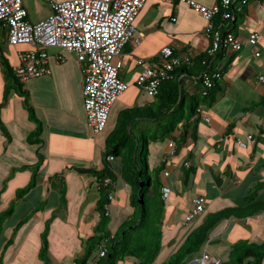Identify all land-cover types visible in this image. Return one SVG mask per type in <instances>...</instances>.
<instances>
[{
	"label": "crops",
	"instance_id": "crops-1",
	"mask_svg": "<svg viewBox=\"0 0 264 264\" xmlns=\"http://www.w3.org/2000/svg\"><path fill=\"white\" fill-rule=\"evenodd\" d=\"M66 1L70 0L23 3L28 20L38 23L53 14V3ZM196 1L213 7L221 0ZM245 10L235 26L226 27L241 38L243 49L235 52L224 48L210 55L213 71L222 74L216 102H202L189 130L180 123L171 137L151 145L150 173L155 177L157 169L162 168L159 182L166 202L163 247L155 264L167 261L210 216L230 209L246 210L248 214L220 221L211 231L204 254L220 263L232 244L264 242V82L260 80L264 76V0H250ZM207 24L200 13L180 0H148L134 24L136 36L123 49L121 78L128 89L115 102L106 129L98 134L87 125L86 64L73 52L47 49L51 73L24 85L43 125L39 141L32 142L38 123L15 90L6 98L10 79L4 59L14 67L19 62V50L34 47L9 45L10 29L0 22V214L15 203L14 213L0 236V264H77L100 221L102 190L100 179L91 170L104 168L109 136L121 127L124 111L145 106L160 108L157 96L148 95L138 84L140 75L160 58L164 48H172L180 59L179 71L175 85L163 88V93L178 89L180 100L185 95L189 110L204 73L197 61L209 55L213 45L205 33ZM253 33L260 36L256 45L248 41ZM140 60L145 64L141 65ZM128 131H132V125ZM184 133L185 141L181 139ZM170 143H174V155ZM112 165L117 178L111 184L112 199L106 209L115 233L133 216L135 208L122 176V158L116 157ZM34 177L36 185L18 199L19 191ZM165 188L170 189L167 197ZM156 190L155 183L150 193ZM116 193L122 196L118 202ZM197 196L206 198L205 211L186 222ZM255 208L258 210L253 211ZM46 238L49 260L42 258L41 252Z\"/></svg>",
	"mask_w": 264,
	"mask_h": 264
},
{
	"label": "trees",
	"instance_id": "trees-1",
	"mask_svg": "<svg viewBox=\"0 0 264 264\" xmlns=\"http://www.w3.org/2000/svg\"><path fill=\"white\" fill-rule=\"evenodd\" d=\"M250 0H233L228 8H222L214 22L215 29L221 31L224 36L233 33V29L227 30V25L235 26V20L239 16L245 15V8ZM246 2V4H244ZM228 16V17H227ZM221 49L220 51H222ZM6 74L10 79L5 88V96L8 98L12 91L24 98L31 117L38 123V129L32 134L31 141H39V136L43 131L41 120L36 115L29 92L24 89V85L15 75L13 66L7 59H4ZM201 65V73L214 72L210 55L200 57L197 61ZM178 68L175 74L178 73ZM183 72V71H182ZM193 74V71H188ZM176 78V75H175ZM175 78L165 81L160 87L157 96L160 108L151 106L136 107L123 112L121 116V127L113 132L108 138L107 150L105 152V166L100 171L91 170L100 179L99 184L105 178H111L115 182L117 173L108 158H122V176L129 186L130 202L135 208L133 216L125 221L120 229L112 233L110 218L107 216L106 205L110 201L113 185H102V199L100 201L99 212L100 221L98 223L95 236L88 241L86 251L82 257L78 258L77 264H89L97 258V254L102 245L107 246V254L99 259L100 264H124L133 260L135 264H155L163 247V216L166 202L162 197V184L159 182V173L162 168L157 169L156 175L150 173L148 157L151 145L154 141L166 139L178 129L183 123L187 131L192 126L193 120L198 114V108L204 102L212 105L219 96V80H214L212 88H206L204 79L199 81V93L190 99L191 108H186V97L182 96L176 89L164 95L163 88L175 85ZM207 92V94H206ZM132 125V131L128 127ZM36 137V139H34ZM186 133L181 137L185 141ZM182 141V142H183ZM81 170V169H80ZM37 180L35 177L30 184L22 188L18 193V199L30 191ZM157 190L151 194L150 190L154 184ZM113 184V183H112ZM143 184V185H141ZM143 201V205L139 203ZM15 210V203L9 209L0 214V236L6 220L12 216ZM255 208L253 211H257ZM252 213V212H251ZM248 214L246 210L230 209L213 216L208 221L194 230L182 243L179 249L165 262L161 264H189L192 261L203 258L210 241L213 228L222 220L231 216L241 217ZM42 258L47 259L49 252L48 239L44 240L42 247ZM49 260V258L47 259ZM264 262V242L240 241L230 246L225 259L220 258V264H263Z\"/></svg>",
	"mask_w": 264,
	"mask_h": 264
},
{
	"label": "built area",
	"instance_id": "built-area-1",
	"mask_svg": "<svg viewBox=\"0 0 264 264\" xmlns=\"http://www.w3.org/2000/svg\"><path fill=\"white\" fill-rule=\"evenodd\" d=\"M180 1L193 7L208 21L205 33L213 41L209 55H214L224 48L235 52L243 49L244 43L240 37L233 33L224 36L221 31L215 29L213 22L222 8L230 7L233 0H221L213 7L205 6L196 0ZM147 2L148 0H70L53 3L54 12L51 16L38 23H32L28 20V11L23 0H0V22L7 24L10 29L9 45L34 47L33 50H19V62L13 67L16 77L23 84H27L33 79L50 74L49 55L46 52L49 48H61L75 53L79 60L86 64L84 106L87 125L95 134L103 132L115 102L128 89V85L121 78L123 49L136 36L134 24ZM259 38L258 33H253L248 41L251 45H256ZM139 63L143 65L145 61L140 60ZM179 65L180 59L174 56V50L170 47L164 48L160 58L143 70L138 84L148 95L156 97L162 84L175 78V70ZM202 77L206 88H212L214 80H220L222 74L206 71ZM260 80L264 82V76H261ZM170 147L173 149L174 143H170ZM171 154H175L174 149ZM108 160L114 161L115 157L111 156ZM102 183L108 186L112 184V180L105 178ZM102 185L100 183L99 187ZM164 191L167 197L170 189L165 188ZM192 203L193 209L186 222L202 215L207 201L205 197L197 196ZM106 253V245H103L99 256L104 257ZM198 262L214 263L209 254H205L196 264ZM89 264H99V261L93 260Z\"/></svg>",
	"mask_w": 264,
	"mask_h": 264
},
{
	"label": "water",
	"instance_id": "water-1",
	"mask_svg": "<svg viewBox=\"0 0 264 264\" xmlns=\"http://www.w3.org/2000/svg\"><path fill=\"white\" fill-rule=\"evenodd\" d=\"M141 185H143V184H141ZM140 203L143 205L144 202H143V201H140ZM212 258H213V257H212ZM197 261H198V260H197ZM197 261H193V262H191L190 264H196ZM213 262H214V263H212V264H220L219 261H218L216 258H213Z\"/></svg>",
	"mask_w": 264,
	"mask_h": 264
},
{
	"label": "clouds",
	"instance_id": "clouds-1",
	"mask_svg": "<svg viewBox=\"0 0 264 264\" xmlns=\"http://www.w3.org/2000/svg\"><path fill=\"white\" fill-rule=\"evenodd\" d=\"M104 245H105V244H104ZM102 246H103V245H102ZM102 246H101V247H102ZM100 249H101V248H100ZM100 249H99V251H98L97 258H96V259H93V260H98V261H99L100 258H103V257H100V256H99V254H100ZM106 249H107V246H106ZM106 254H107V253H106ZM105 256H106V255H105ZM105 256H104V257H105ZM210 257H211V256H210ZM211 258H212V257H211ZM201 259H203V258H201ZM201 259H197V260H201ZM212 259H213V258H212ZM93 260H92V261H93ZM197 260H195V261H197ZM89 263H90V262H89ZM99 264H100V263H99Z\"/></svg>",
	"mask_w": 264,
	"mask_h": 264
},
{
	"label": "rangeland",
	"instance_id": "rangeland-1",
	"mask_svg": "<svg viewBox=\"0 0 264 264\" xmlns=\"http://www.w3.org/2000/svg\"><path fill=\"white\" fill-rule=\"evenodd\" d=\"M116 196H117V202L122 198L121 194L120 193H116ZM140 203V202H139ZM121 225L116 229V232L120 229ZM132 261V260H131ZM193 262V261H192ZM191 263V262H190ZM198 264H201L200 262H198Z\"/></svg>",
	"mask_w": 264,
	"mask_h": 264
}]
</instances>
